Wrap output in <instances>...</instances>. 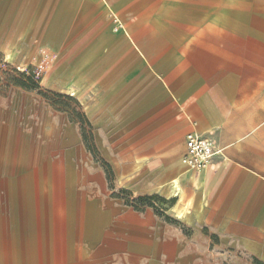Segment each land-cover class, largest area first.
<instances>
[{
    "label": "crops",
    "instance_id": "0c3cea01",
    "mask_svg": "<svg viewBox=\"0 0 264 264\" xmlns=\"http://www.w3.org/2000/svg\"><path fill=\"white\" fill-rule=\"evenodd\" d=\"M64 1L0 0V29L26 26V48L54 30L60 45L42 47L59 63L49 85L0 93L4 263L264 264V0H108L131 36L103 0ZM192 132L216 147L198 176L182 161ZM92 139L132 198L164 194L170 210L73 192L64 212L46 180L64 151L95 157ZM175 179L183 193L170 196ZM47 188L49 205L33 203Z\"/></svg>",
    "mask_w": 264,
    "mask_h": 264
},
{
    "label": "rangeland",
    "instance_id": "374dc122",
    "mask_svg": "<svg viewBox=\"0 0 264 264\" xmlns=\"http://www.w3.org/2000/svg\"><path fill=\"white\" fill-rule=\"evenodd\" d=\"M103 4L108 9L111 20L116 24L115 30L122 31L126 34L124 27L123 29H117L119 23L121 24V22H123L125 25L120 14L116 11L118 17L115 18V15L111 13L112 11L104 1ZM63 6L65 9L71 8L74 6V3L72 0H65ZM123 24L121 25L123 26ZM46 31L51 34H59L54 30H45L44 33H46ZM27 32H29V29H27L26 26L14 31L0 29V93L10 92V82L34 86L37 85L42 78H45L44 84L49 85L48 83L59 65V63L56 64V58L53 55L55 53L54 49L52 47L47 49L42 48L44 44L49 41L55 49H59V37L56 40L55 36H47L42 33V36L39 38L40 40L37 39L35 41V46H33V48H26L24 47V35ZM12 71L19 73L24 71V75H28L32 78L22 77V75L17 74H12L14 76L10 77V72ZM72 103L73 100L70 99H65L63 101L65 106H69ZM90 143L91 152L95 157H92L88 153L89 151H64L61 160L62 173L57 175L56 181L53 178L46 180L47 187L52 186L56 182L61 188V190H57L55 193L57 198L59 197L63 201L64 212L67 208H70V205H67V203L70 202V194L73 192L80 193L84 195V197L92 199L102 198L105 195L114 200H120L126 207H135L140 210H145L146 208L170 210L175 200H168L164 194H143L132 198L133 191L128 188H123L129 187V184L124 185V179L121 177L122 175L114 170V168L110 167L106 160L103 159L101 144L98 146L94 142V139H92ZM97 166L107 168L106 175L90 172L92 167ZM103 186L105 188H103ZM38 192L37 196L35 192V199H32V202H36L38 205L44 202L49 205L50 199L53 196V190L47 188ZM37 207V205H33V209L35 208V210H37ZM46 209H49V206H47ZM28 211L30 214L33 212V210L29 209ZM66 213H68V211ZM12 225L13 223L10 222V199L4 197L0 191V250L6 249L10 251V249L13 248L10 246V241L12 240L10 239V226ZM8 235L9 237H7ZM34 239L35 238H32V241H34ZM4 241L9 242V244L5 246L2 245ZM8 256L10 257V253L9 255L0 253V264H5L4 262ZM8 264H12V262L9 260ZM26 264L38 263L31 262ZM254 264H259V261L255 259Z\"/></svg>",
    "mask_w": 264,
    "mask_h": 264
},
{
    "label": "built area",
    "instance_id": "2783aa9c",
    "mask_svg": "<svg viewBox=\"0 0 264 264\" xmlns=\"http://www.w3.org/2000/svg\"><path fill=\"white\" fill-rule=\"evenodd\" d=\"M117 29H123V26L118 24ZM186 146L187 151L182 161L194 172L205 168L216 152L214 141L197 132L187 136Z\"/></svg>",
    "mask_w": 264,
    "mask_h": 264
},
{
    "label": "bare ground",
    "instance_id": "6f19581e",
    "mask_svg": "<svg viewBox=\"0 0 264 264\" xmlns=\"http://www.w3.org/2000/svg\"><path fill=\"white\" fill-rule=\"evenodd\" d=\"M105 3H106V5L108 6V8L112 11L111 13H113L114 15H115V18H117L118 16H117V13H116V10H114L113 9V7L110 5V3L107 1V0H103ZM104 5V4H103ZM116 21V20H115ZM120 24V23H119ZM121 24H123V22H121ZM123 27H124V29H125V32H126V34L128 35V36H131L130 35V31L127 29V27L123 24ZM134 41V40H133ZM134 43V42H133ZM68 92H69V94L71 95V96H77L78 95V93L74 90V87H73V89H68ZM200 171L201 170H199V171H196V174H197V176L199 175V173H200ZM183 190H182V186H181V183H180V179H175L171 184H170V186H169V191H168V194L170 195V196H178V195H180L181 194V192H182ZM184 192H185V190H184ZM183 193V192H182ZM185 195V194H184ZM186 196V195H185ZM182 199V198H181ZM179 202V201H178ZM178 204V203H177ZM180 205V204H179ZM182 205V204H181ZM182 207V206H181ZM185 207V206H184ZM174 208V207H173ZM175 208H177V207H175ZM180 208V207H179ZM178 208V209H179ZM189 208V207H188ZM181 209V208H180ZM178 210V214L179 215H182V211L181 210ZM174 210V209H173ZM177 210V209H176ZM186 210V209H185ZM186 213V212H185ZM178 215V216H179ZM185 215V214H184Z\"/></svg>",
    "mask_w": 264,
    "mask_h": 264
},
{
    "label": "trees",
    "instance_id": "16d2710c",
    "mask_svg": "<svg viewBox=\"0 0 264 264\" xmlns=\"http://www.w3.org/2000/svg\"><path fill=\"white\" fill-rule=\"evenodd\" d=\"M171 200H175V199H171Z\"/></svg>",
    "mask_w": 264,
    "mask_h": 264
}]
</instances>
